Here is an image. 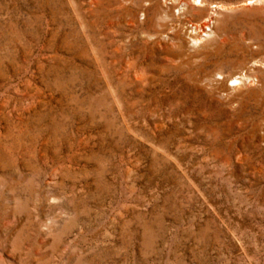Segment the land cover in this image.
I'll list each match as a JSON object with an SVG mask.
<instances>
[{
	"label": "rangeland",
	"instance_id": "374dc122",
	"mask_svg": "<svg viewBox=\"0 0 264 264\" xmlns=\"http://www.w3.org/2000/svg\"><path fill=\"white\" fill-rule=\"evenodd\" d=\"M0 0V264H264V0Z\"/></svg>",
	"mask_w": 264,
	"mask_h": 264
},
{
	"label": "bare ground",
	"instance_id": "6f19581e",
	"mask_svg": "<svg viewBox=\"0 0 264 264\" xmlns=\"http://www.w3.org/2000/svg\"><path fill=\"white\" fill-rule=\"evenodd\" d=\"M203 3H204L203 0H199V2H198L197 4H198V5H204Z\"/></svg>",
	"mask_w": 264,
	"mask_h": 264
}]
</instances>
